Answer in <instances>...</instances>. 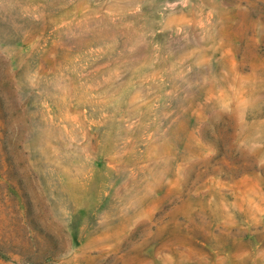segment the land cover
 Listing matches in <instances>:
<instances>
[{"label":"rangeland","instance_id":"obj_1","mask_svg":"<svg viewBox=\"0 0 264 264\" xmlns=\"http://www.w3.org/2000/svg\"><path fill=\"white\" fill-rule=\"evenodd\" d=\"M0 264H264V0H0Z\"/></svg>","mask_w":264,"mask_h":264},{"label":"clouds","instance_id":"obj_2","mask_svg":"<svg viewBox=\"0 0 264 264\" xmlns=\"http://www.w3.org/2000/svg\"><path fill=\"white\" fill-rule=\"evenodd\" d=\"M242 103H246V102H243V101H242ZM223 107H224L225 109H227V108H228V104L225 103V104L223 105ZM240 146L243 147L242 144H241ZM256 147H258V146H256V145H252L251 148H250V150H251V149H254V148H256Z\"/></svg>","mask_w":264,"mask_h":264}]
</instances>
